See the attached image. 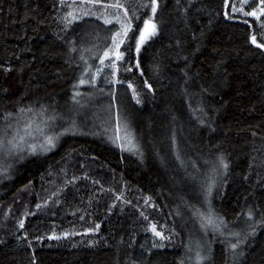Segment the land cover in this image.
Masks as SVG:
<instances>
[{
  "label": "trees",
  "instance_id": "16d2710c",
  "mask_svg": "<svg viewBox=\"0 0 264 264\" xmlns=\"http://www.w3.org/2000/svg\"><path fill=\"white\" fill-rule=\"evenodd\" d=\"M259 45L261 0H0V264H264Z\"/></svg>",
  "mask_w": 264,
  "mask_h": 264
},
{
  "label": "snow or ice",
  "instance_id": "6c2138e0",
  "mask_svg": "<svg viewBox=\"0 0 264 264\" xmlns=\"http://www.w3.org/2000/svg\"><path fill=\"white\" fill-rule=\"evenodd\" d=\"M90 2L92 3H99L100 0H90ZM262 3H264V0H261ZM62 3H63V0H62ZM106 7H123L122 5H120L119 3L117 4H114V5H107ZM156 10V0H152V11L155 12ZM248 15H255L254 12L252 13H247ZM105 23H110V21H105ZM144 28L141 29V33H140V37H139V40L137 42V50H139V45L141 43L144 42V40H146L149 36L151 35H154L155 34V31H156V25L155 24H152L150 22V20H146L144 22ZM128 27L127 26H124L122 25V32L124 35L127 34L128 32ZM121 36V32H117L115 34V36L112 37V40H113V48L109 49V52L113 53L115 56H116V59H121L123 54L118 52V48H119V44L122 43L123 41L122 40H117L118 37ZM253 43H255V38H253ZM260 47H264V45H259ZM109 52H105L104 53V56L105 57H108L109 56ZM101 63H103V61H101ZM113 65H109V67H112ZM85 81L84 80H81V83H84ZM139 102V101H137ZM4 140L3 139H0V152L3 151V148H4ZM9 144L12 143V141H8ZM46 144L48 147H45L44 150H50V148H53L55 147V142H54V138L53 137H48L47 138V141H46ZM16 146L14 145L13 148H15ZM33 151H35V146H33ZM20 159H23V157H20ZM224 167L226 168L227 165H224ZM6 172V169H0V177H3L4 173ZM21 227H23V222H21ZM98 227V226H97ZM153 231L155 232V227H153ZM156 235L157 236H161V233L159 232H156ZM231 247L233 249H235L237 247V244H232Z\"/></svg>",
  "mask_w": 264,
  "mask_h": 264
},
{
  "label": "rangeland",
  "instance_id": "374dc122",
  "mask_svg": "<svg viewBox=\"0 0 264 264\" xmlns=\"http://www.w3.org/2000/svg\"><path fill=\"white\" fill-rule=\"evenodd\" d=\"M79 107L82 108V110L85 108H89L88 105L85 103L80 104ZM66 124H65L66 125L65 127L68 126V128L65 129L63 133H71L72 131L70 130V127H69L71 122L67 121ZM56 125H57V122L55 120L40 124L39 125L40 128H38L37 131L34 133L35 134L34 141H30L28 145L24 144V147L28 148L29 146H31L33 148V146H35V148H38L40 145H42L41 148H45V145H47V144L44 141H47L48 137L54 136L53 134H55V133H53L52 131L56 127ZM57 128H59V127H57ZM212 182H213V179H212ZM216 187H217V177L215 175L214 176V182L210 188V191H213ZM202 245H203L202 243H199L196 250H195L196 252L193 254V250H192L193 249V243L192 242L188 243L187 249H188V252L190 251L191 259H194V261L196 260L195 264H199L200 263L199 261H201V257H202V253H203L201 251ZM206 256L207 255H205L204 257H206ZM190 261H192V263L194 264L193 260H190Z\"/></svg>",
  "mask_w": 264,
  "mask_h": 264
}]
</instances>
